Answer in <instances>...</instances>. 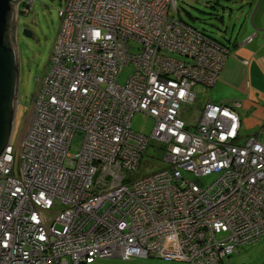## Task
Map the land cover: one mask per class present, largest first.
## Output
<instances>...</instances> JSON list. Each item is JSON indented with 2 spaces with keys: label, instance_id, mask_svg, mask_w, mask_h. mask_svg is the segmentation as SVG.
<instances>
[{
  "label": "built area",
  "instance_id": "1",
  "mask_svg": "<svg viewBox=\"0 0 264 264\" xmlns=\"http://www.w3.org/2000/svg\"><path fill=\"white\" fill-rule=\"evenodd\" d=\"M176 12L177 0L62 2L48 71L0 156V264H225L264 235V125L240 142L236 111L206 101L189 128L180 106L216 83L228 50ZM136 111L150 135L131 129ZM152 139L165 166L130 175Z\"/></svg>",
  "mask_w": 264,
  "mask_h": 264
},
{
  "label": "rangeland",
  "instance_id": "2",
  "mask_svg": "<svg viewBox=\"0 0 264 264\" xmlns=\"http://www.w3.org/2000/svg\"><path fill=\"white\" fill-rule=\"evenodd\" d=\"M64 0H33L29 10L18 16V32L16 36L20 51V81L19 94L14 125L10 143L13 146L19 141L28 106L36 89V78L48 71V60L55 35L59 27L58 8ZM258 0H177L180 18L196 30L222 44H228V39L235 36L250 17ZM23 28L32 32L31 37L22 33ZM173 57L188 61V58L168 53ZM131 73V66L125 65L118 76V83L125 85ZM196 99L190 104H181L182 119L190 129H194L193 122L197 119L205 102L214 93L215 87L201 84L193 86ZM131 129L135 132L150 135L154 126L153 118L142 112L133 113L130 120ZM79 146L78 139H74L69 151L75 153ZM160 143L152 139L143 154L136 171L130 175L143 176L155 172L165 166L163 153L159 149ZM214 174L201 177L208 184L214 179ZM226 234L219 235V238ZM225 264H264V235L256 242L239 245L237 250L224 259ZM91 264H191L183 261H167L158 258L103 257L97 258Z\"/></svg>",
  "mask_w": 264,
  "mask_h": 264
},
{
  "label": "crops",
  "instance_id": "3",
  "mask_svg": "<svg viewBox=\"0 0 264 264\" xmlns=\"http://www.w3.org/2000/svg\"><path fill=\"white\" fill-rule=\"evenodd\" d=\"M223 45L227 57L207 101L236 111L243 142L264 125V0H258L250 22Z\"/></svg>",
  "mask_w": 264,
  "mask_h": 264
},
{
  "label": "water",
  "instance_id": "4",
  "mask_svg": "<svg viewBox=\"0 0 264 264\" xmlns=\"http://www.w3.org/2000/svg\"><path fill=\"white\" fill-rule=\"evenodd\" d=\"M21 0H0V156L12 136L20 81V51L18 32V7ZM31 37L32 32L23 28Z\"/></svg>",
  "mask_w": 264,
  "mask_h": 264
},
{
  "label": "trees",
  "instance_id": "5",
  "mask_svg": "<svg viewBox=\"0 0 264 264\" xmlns=\"http://www.w3.org/2000/svg\"><path fill=\"white\" fill-rule=\"evenodd\" d=\"M20 13H21V11H20ZM205 35V34H204ZM205 36H207V35H205ZM208 37V36H207ZM210 38V37H209ZM218 43H220V42H218ZM220 44H222V43H220ZM223 45V44H222Z\"/></svg>",
  "mask_w": 264,
  "mask_h": 264
}]
</instances>
